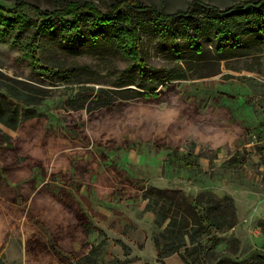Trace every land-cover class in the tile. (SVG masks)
Here are the masks:
<instances>
[{
  "label": "rangeland",
  "instance_id": "obj_1",
  "mask_svg": "<svg viewBox=\"0 0 264 264\" xmlns=\"http://www.w3.org/2000/svg\"><path fill=\"white\" fill-rule=\"evenodd\" d=\"M114 1L0 0V8L90 2L106 12ZM137 1L165 14L195 1L222 10L251 0ZM22 13L11 29L0 26V105L35 117L17 130L0 124V264H88L90 248L97 264H156L164 227L145 210L147 189L230 197L237 224L210 232L214 255L235 251L233 240L242 264L264 252V45L224 58L210 39L197 42V55L187 40L169 50L141 32V69L110 39L94 45L57 27L37 35L34 59L36 18ZM211 14L194 6L193 17ZM100 90L113 104L88 112ZM139 90L145 98L121 99Z\"/></svg>",
  "mask_w": 264,
  "mask_h": 264
},
{
  "label": "trees",
  "instance_id": "obj_2",
  "mask_svg": "<svg viewBox=\"0 0 264 264\" xmlns=\"http://www.w3.org/2000/svg\"><path fill=\"white\" fill-rule=\"evenodd\" d=\"M203 9H211L212 14L206 19L193 17L194 6ZM26 9L36 18L30 42V51L36 57L35 40L42 30L61 27L68 35L76 33L78 38H88L92 43L110 39L117 45L131 61V67H145L142 58L143 43L141 32L153 36L158 43L169 50H176L181 40H187V45L193 47L198 54L199 40L210 39L215 43V51L224 58L244 56L249 52L248 44L256 42L264 45V0L243 1L236 6L225 9H217L205 6L195 1L186 9H180L174 13H163L154 6H146L137 0H115L106 12L98 10L94 3L66 2L57 6L51 12L41 11L38 7L29 4H17L12 10L5 11L0 8V26L2 29H11L13 20H26L22 11ZM11 15V16H10ZM70 17L71 20H66ZM58 20V23L55 21ZM21 23V22H20ZM86 28V32L81 29ZM89 35V37L87 36ZM120 36L125 43L121 46ZM17 35L13 37L15 40ZM200 53V52H199ZM199 57V56H197ZM48 70V69H47ZM49 73H52L49 70ZM173 80L184 79V76H173ZM148 90L144 86L139 87ZM100 90L95 107L87 106L88 112L111 106L113 102L105 99ZM12 96V94H10ZM14 97V96H13ZM146 97L144 92L137 91L131 97L121 98L138 99ZM78 104V103H77ZM0 105V124L5 128L17 130L19 123L33 119L32 113L25 110L21 115L15 109ZM84 108V102L77 105V110ZM143 199L147 201L145 210L155 215L154 224L163 228L160 239L154 240L157 253V263L178 254L183 264H188L186 258H192L191 262L199 264H242L234 258L239 242L233 240L235 251L228 256L214 255L212 248L215 241L211 239L210 232H226L236 226L235 207L230 197L219 199L210 193H203L197 200L180 192H170L160 189H147L143 193ZM205 205V206H203ZM84 230L89 231L85 225ZM206 237L204 244L197 242ZM186 239L194 245L186 246ZM163 242V243H162ZM183 254H181V252ZM98 254L95 248H90L84 256V262L97 264ZM244 264H264V252H255Z\"/></svg>",
  "mask_w": 264,
  "mask_h": 264
},
{
  "label": "crops",
  "instance_id": "obj_3",
  "mask_svg": "<svg viewBox=\"0 0 264 264\" xmlns=\"http://www.w3.org/2000/svg\"><path fill=\"white\" fill-rule=\"evenodd\" d=\"M157 260L158 258H157V253H156V264H183V261L178 254H173L172 256L163 259L162 263H159V262L157 263ZM138 262H141V260H139Z\"/></svg>",
  "mask_w": 264,
  "mask_h": 264
},
{
  "label": "built area",
  "instance_id": "obj_4",
  "mask_svg": "<svg viewBox=\"0 0 264 264\" xmlns=\"http://www.w3.org/2000/svg\"><path fill=\"white\" fill-rule=\"evenodd\" d=\"M259 134L263 135V137H264V125L262 127H260Z\"/></svg>",
  "mask_w": 264,
  "mask_h": 264
}]
</instances>
